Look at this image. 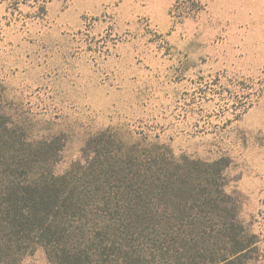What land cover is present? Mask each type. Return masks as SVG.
I'll return each mask as SVG.
<instances>
[{
    "label": "rangeland",
    "instance_id": "obj_1",
    "mask_svg": "<svg viewBox=\"0 0 264 264\" xmlns=\"http://www.w3.org/2000/svg\"><path fill=\"white\" fill-rule=\"evenodd\" d=\"M199 1L179 16L174 0H0L3 106L30 140L58 139L56 174L111 126L229 157L248 264H264V0ZM20 264L57 263L36 246Z\"/></svg>",
    "mask_w": 264,
    "mask_h": 264
},
{
    "label": "trees",
    "instance_id": "obj_2",
    "mask_svg": "<svg viewBox=\"0 0 264 264\" xmlns=\"http://www.w3.org/2000/svg\"><path fill=\"white\" fill-rule=\"evenodd\" d=\"M177 15L202 9L174 0ZM0 87V263L41 246L57 264H248L258 236L226 191L227 156L174 155L142 132L106 127L62 174L58 139L30 140Z\"/></svg>",
    "mask_w": 264,
    "mask_h": 264
}]
</instances>
